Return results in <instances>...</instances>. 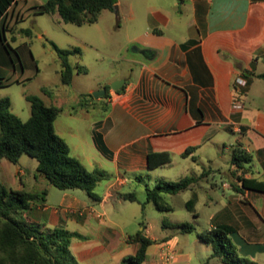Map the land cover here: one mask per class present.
<instances>
[{
	"label": "crops",
	"instance_id": "1",
	"mask_svg": "<svg viewBox=\"0 0 264 264\" xmlns=\"http://www.w3.org/2000/svg\"><path fill=\"white\" fill-rule=\"evenodd\" d=\"M20 1L0 20L4 37L11 23L22 19L20 14L14 18ZM171 5L148 7L150 18L143 31L129 39L139 57L125 58L129 71L119 77L124 81L121 89L109 86L106 97L88 103L89 107L105 106L103 115L88 125L89 146L99 153L91 157L95 164L109 161L116 168L115 180L94 200L98 204L65 193L60 208L35 200L22 212L26 223L42 231L62 228L84 236L70 244L77 264H119L133 255L138 245L128 240L132 233L106 218L105 203L115 196L124 200L119 190L129 180L123 174L178 164L188 167L179 170L177 180L197 179L185 190L191 192L187 209L198 215L199 204H212L213 195L200 196L197 191L203 182L210 185L221 208L210 214L209 229L231 226L239 254L257 264L264 262V192L236 191L231 164L238 144L251 156L250 171L244 177L264 181V86L248 98L255 81L264 83L257 77L264 73V0H174ZM53 15L61 20L58 13ZM130 19L134 20L133 15ZM238 76L248 81L240 98L234 90ZM235 99L242 102L240 109L233 108ZM79 146L84 147L82 140ZM189 148L194 151L183 155ZM161 151L171 154V162L149 169L148 153ZM221 157L223 162L218 161ZM86 159L91 161L87 154ZM141 229L153 240L143 264H161L165 251L175 252L170 235L156 237ZM173 264H190V258L175 254Z\"/></svg>",
	"mask_w": 264,
	"mask_h": 264
},
{
	"label": "rangeland",
	"instance_id": "2",
	"mask_svg": "<svg viewBox=\"0 0 264 264\" xmlns=\"http://www.w3.org/2000/svg\"><path fill=\"white\" fill-rule=\"evenodd\" d=\"M47 1L21 0L14 18L20 14L22 19L13 21L10 30L5 31L6 49L0 40V98L10 99L11 111L22 121H26L31 114L28 96H38L46 104L60 109L54 127L69 145L70 155L83 161L81 163L88 171L101 170L110 174V179L101 180L92 190L102 196L106 186L115 180L116 168L109 161L102 165L95 164V158L91 157L92 153H99L89 146L88 125L103 115L105 106L100 103L89 107L88 103L102 97H94L93 92L119 82V77L128 73L126 57H139L129 39L130 36L143 31V24L150 18L148 7H170L174 0H118L117 12L103 10L96 23L83 25L65 23L52 13L40 11V6ZM131 15L134 20L130 19ZM25 31H28V34ZM51 42L61 49L79 48L81 54L70 55L69 62L71 65L79 64L85 67L86 72H75L72 82L64 84L61 80V59ZM263 84L262 80L255 81L248 98L254 96V92L261 85L264 86ZM79 140L84 142V147L79 146ZM86 154L90 156L91 161L86 159ZM218 161L224 160L221 157ZM187 167L186 164H178L154 172L140 171L137 174H123L124 170L121 169V173L129 181L119 192L134 193L138 201L120 200L115 196L105 203V216L132 234L142 227L156 237L167 233L171 236L174 253L190 258V264H205L207 261V264H225L219 258L211 257V246L197 238V234L210 228V214L221 208L217 193L210 185L203 182L197 188L200 196L214 197L212 204L198 205V215L191 213L186 207V202L191 197L190 191L166 197V202L172 207L171 211H160L153 203L146 204L143 210L139 203L145 201L146 183L153 187L155 179L163 175L166 180L175 181L180 177V171ZM37 168L38 161L25 154L17 164L2 159L0 184L9 189L21 188L39 193L44 198L38 199L37 202L46 203L52 208L61 207L65 193L89 204H98L86 190L57 189ZM146 173L152 178L149 179ZM189 173L191 176L192 172ZM14 217L26 222L22 212L14 214ZM182 223L191 224L195 231L182 233L175 226ZM229 237L231 238V235ZM231 240L234 243L232 238Z\"/></svg>",
	"mask_w": 264,
	"mask_h": 264
},
{
	"label": "trees",
	"instance_id": "3",
	"mask_svg": "<svg viewBox=\"0 0 264 264\" xmlns=\"http://www.w3.org/2000/svg\"><path fill=\"white\" fill-rule=\"evenodd\" d=\"M16 1L0 0V20ZM116 3L117 0H48L40 6V11L58 13L65 23L93 24L98 21L103 10L113 11ZM2 31L4 29H0V40L6 49ZM25 33L28 34V31ZM51 45L61 59V80L64 84L71 83L75 72H86L85 67L79 64L71 65L69 62L70 55L81 54L79 48L61 49L54 42H51ZM257 77L264 80V73L258 74ZM105 89L108 92L110 87L105 86ZM106 96L107 93L104 97ZM27 100L31 114L26 121H22L11 111L10 99L0 98V161L6 159L17 164L22 155H28L38 161L37 170L57 189L86 190L92 199L99 200L100 197L92 190L101 180L109 178L108 173L101 170L88 171L77 158L70 155L69 145L56 133L54 127L60 109L46 104L35 95L28 96ZM98 145L106 152L103 145ZM193 151L194 148H189L183 155ZM171 159L169 152H150L147 155V165L149 169H154L170 163ZM250 161V154L240 145H235L231 162L232 177L235 180L233 188L236 191L247 188L264 192V181L244 177L250 171ZM196 181L195 177H184L175 181L159 179L153 187L146 186L145 201L139 203L143 209L146 204L153 203L160 211H171L172 207L166 202V197L191 188ZM120 197L131 202L138 201L131 192L122 193ZM40 198L44 197L39 193L25 189H9L0 184V264H77L71 257L70 244L72 239L84 236L62 228L42 231L14 217V214L30 209L31 203ZM175 226L182 233L195 231L189 223ZM232 232L231 226L218 225L197 234V238L211 246V257L219 258L225 264H257L256 261L238 253L236 245L229 237ZM128 240L138 245L137 251L133 255L123 257L119 264H143L147 258V249L153 240L145 236L144 229L129 235ZM207 263L208 261L205 264Z\"/></svg>",
	"mask_w": 264,
	"mask_h": 264
},
{
	"label": "built area",
	"instance_id": "4",
	"mask_svg": "<svg viewBox=\"0 0 264 264\" xmlns=\"http://www.w3.org/2000/svg\"><path fill=\"white\" fill-rule=\"evenodd\" d=\"M247 86V79L243 76H238L234 82L235 97L240 98V93ZM242 107V102L240 100H233V108L240 109ZM175 259V253L173 250L169 249L165 251L161 256V264H173Z\"/></svg>",
	"mask_w": 264,
	"mask_h": 264
},
{
	"label": "water",
	"instance_id": "5",
	"mask_svg": "<svg viewBox=\"0 0 264 264\" xmlns=\"http://www.w3.org/2000/svg\"><path fill=\"white\" fill-rule=\"evenodd\" d=\"M114 10H116V12H117V5L114 6ZM123 83H124V81L120 80L119 82L112 84L111 87L114 91H118L121 89V86L123 85ZM105 93H106V90L102 89V90L93 92V96L94 97H100V96H104Z\"/></svg>",
	"mask_w": 264,
	"mask_h": 264
}]
</instances>
